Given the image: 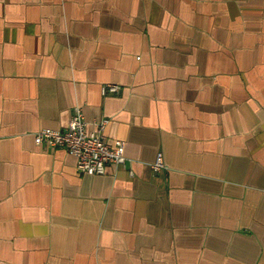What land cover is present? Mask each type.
<instances>
[{"label":"crops","instance_id":"obj_1","mask_svg":"<svg viewBox=\"0 0 264 264\" xmlns=\"http://www.w3.org/2000/svg\"><path fill=\"white\" fill-rule=\"evenodd\" d=\"M0 264H264V0H0Z\"/></svg>","mask_w":264,"mask_h":264},{"label":"built area","instance_id":"obj_2","mask_svg":"<svg viewBox=\"0 0 264 264\" xmlns=\"http://www.w3.org/2000/svg\"><path fill=\"white\" fill-rule=\"evenodd\" d=\"M106 86L103 92L113 91ZM106 119L92 122L93 129L87 130L81 107L75 106L67 125L63 129L42 128L34 134L36 145L47 149H64L76 159V170L80 174L103 175L107 165L119 167L124 165V141L115 139L108 143L103 130ZM163 167L161 154L158 153L152 168L157 171Z\"/></svg>","mask_w":264,"mask_h":264}]
</instances>
